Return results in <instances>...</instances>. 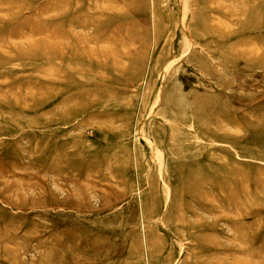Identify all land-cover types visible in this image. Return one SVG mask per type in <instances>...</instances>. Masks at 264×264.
Masks as SVG:
<instances>
[{"label": "rangeland", "instance_id": "1", "mask_svg": "<svg viewBox=\"0 0 264 264\" xmlns=\"http://www.w3.org/2000/svg\"><path fill=\"white\" fill-rule=\"evenodd\" d=\"M0 264H264V0H0Z\"/></svg>", "mask_w": 264, "mask_h": 264}, {"label": "bare ground", "instance_id": "2", "mask_svg": "<svg viewBox=\"0 0 264 264\" xmlns=\"http://www.w3.org/2000/svg\"><path fill=\"white\" fill-rule=\"evenodd\" d=\"M82 25H83V24H82ZM85 27H86V26H85V24H84L83 28H85ZM52 33H53V32H52ZM61 34H63V33H61ZM20 35H21V34H20ZM53 35H54L53 37H54V38L57 40V38H56V36H57V33H56V36H55V34H53ZM59 36L61 37V36H63V35H59ZM51 37H52V36H51ZM58 39H60V40H61V38H58ZM56 40H55V41H56ZM55 41H54V43H55ZM57 42H59V41H56V43H57ZM56 43H55V44H56ZM57 44H58V43H57ZM55 47H56V46H55ZM55 47H54V49H55ZM58 48H62V45H61V44H59V45L57 46V48H56V49H58Z\"/></svg>", "mask_w": 264, "mask_h": 264}]
</instances>
